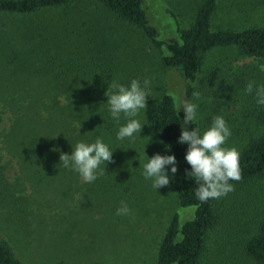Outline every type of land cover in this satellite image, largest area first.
Wrapping results in <instances>:
<instances>
[{"label":"rangeland","instance_id":"374dc122","mask_svg":"<svg viewBox=\"0 0 264 264\" xmlns=\"http://www.w3.org/2000/svg\"><path fill=\"white\" fill-rule=\"evenodd\" d=\"M202 3L203 0H143L149 24L156 28L157 39L164 42L162 47L99 0H73L63 7L26 15L0 14V79H5L3 67L14 58L16 68L35 69L38 74L48 71L46 77L60 75L66 82L74 81L76 87L68 86L71 91L62 92L60 98L64 103L69 96L74 99L80 113L74 123L76 133L80 136L85 131L86 143L99 137L114 151V162L101 165L105 171L94 182L85 183L76 173L74 185L79 188L70 192L61 183L48 187L46 177L39 172L38 190L34 191L33 181L20 177V163L8 151L7 145L10 148L14 138L10 132L11 112L0 107V237L12 245L24 264H155L159 243L173 218L177 215L183 225L195 217L196 206L178 202L171 166H167L171 177L168 187L155 189L152 181L143 176L147 156L170 155L158 131L147 122L148 109L165 93L173 96L176 105L195 103L196 121L203 130L204 125L209 128L212 123H208L209 117L218 116L216 108L211 110L215 102L211 94L222 90L221 85L235 84L238 94L249 81L264 85V73H239L259 62L252 58L235 60L234 47H216L206 53L200 81L191 83L199 98L187 97V80L179 69L163 66V56L170 53L165 43L180 40L181 29L190 27ZM216 13L213 29L264 26V8L256 0H221ZM217 67L224 72L220 81L211 85L212 71ZM132 79L142 85L145 79L151 81L148 111L141 110L136 117L144 125L140 136L121 141L116 138L121 123H106L103 130H98L108 110L101 117L98 108L101 103L100 107H108V84L115 80L127 86ZM223 96H227L226 89ZM248 97L256 102L255 92ZM243 101L239 107L248 103ZM235 109L238 107L231 106L230 113ZM219 116L231 131L241 128V113ZM233 138L236 139L229 137L224 146L232 148ZM37 176V172L29 175ZM122 201L129 207V215H116ZM248 205L254 209V204ZM234 230L229 229L227 238H233ZM228 249L219 231H214L207 264H223L219 260L221 256L226 258L223 251Z\"/></svg>","mask_w":264,"mask_h":264},{"label":"trees","instance_id":"16d2710c","mask_svg":"<svg viewBox=\"0 0 264 264\" xmlns=\"http://www.w3.org/2000/svg\"><path fill=\"white\" fill-rule=\"evenodd\" d=\"M72 1L0 0V14L26 15L42 9L63 7ZM99 1L122 20L143 29L157 46L164 45L163 41L157 39L156 28L149 24L143 0ZM220 1L203 0L194 22L190 27L181 29L180 40L171 39L165 43L170 53L163 56L162 64L164 67L177 68L182 72L187 80L188 98L196 92V87H192L191 83L200 81L206 53L216 47H234L235 60L252 58L259 62L239 73L247 76L264 73L259 69V65L264 64V26L254 24L242 30L213 29L215 26L212 28V19L217 14ZM257 1L260 7L264 8V0ZM9 61L13 62H7L3 67L6 74L2 77L5 79H0V107L6 112H11L10 132L14 138L10 142V148L8 145L7 148L20 163L22 173L20 177L32 180L34 191L38 190L39 172L46 177L48 187L54 183H61L62 186L65 185L66 191H76L79 188L74 185L77 181V176H74L76 172L59 164L60 153L70 155L72 148L82 141L78 138L79 134L76 133L77 128L74 125L80 116L75 109L74 99L69 96L68 102L64 103L60 98L62 92L71 91L72 88L68 86L76 87V84L74 81H64L60 75L46 77L48 71L38 74L35 69L16 68L14 64L17 62L14 58ZM21 65L25 64H19ZM222 72L224 70L221 67L212 71L211 85L220 81ZM220 87L222 90L211 94L215 98L211 110L216 108L218 116L241 113L242 118L239 124L241 128L234 127L237 131H231V136L236 137L233 138L235 142L232 148L239 153L241 179L230 181L234 191L219 199L199 201L195 195L198 185L193 178L185 176V169L191 170L184 158L187 145L178 143L184 114L180 112L177 118V105L173 96L162 94L148 109L149 111L147 110L148 124L158 131L168 153L175 155L178 162L173 184L179 204L196 206L195 217L183 225L179 224L177 215L173 218L159 243L155 264H207L211 257L209 243L212 233L216 230L230 247L223 251L227 254L226 258L221 256L219 262L264 264V106H258L257 102L253 103L245 88H241V94H238L239 90L234 88L235 84L232 87L230 85ZM223 88L227 91L226 97L223 96ZM244 99L248 103L239 107L238 104ZM100 106L98 109L102 117L108 107ZM231 106H237L238 109L230 113ZM104 120L99 131L104 129L106 123L109 126L114 125L108 110L107 118ZM212 120L213 117H209L208 123ZM120 123L121 125L126 123L124 117H121ZM188 127L189 130L192 127L199 129L201 133L207 128L204 125L202 130L196 120ZM80 136L87 142L85 131ZM33 172L38 173V178L29 177ZM20 182L22 185V180ZM250 203L254 204V211L249 208ZM229 229H235L232 239L226 235ZM0 264H24L12 245L1 237Z\"/></svg>","mask_w":264,"mask_h":264},{"label":"clouds","instance_id":"9594fccd","mask_svg":"<svg viewBox=\"0 0 264 264\" xmlns=\"http://www.w3.org/2000/svg\"><path fill=\"white\" fill-rule=\"evenodd\" d=\"M264 72V64L259 65ZM151 81L145 79L143 85L138 79H132L129 85H123L115 80L108 84L105 96L107 97L108 110L112 119L119 124L123 116L126 123L119 127L117 140H134L140 136L144 125L136 119L141 110L146 113L147 98L150 94ZM245 92H255L256 102L264 106V85L256 86L255 81H249ZM199 98V93L194 92ZM198 105L188 101L177 105V118L183 112L181 122V134L178 143L186 144L185 160L191 170L185 169L186 178H193L198 185L195 195L201 202L209 199H219L234 191L230 181L241 179L239 166V153L235 148H227L224 145L231 136V130L222 116H215L209 128L203 133L199 129L191 128L197 118ZM113 152L109 146L99 137L93 143L78 142L72 152H61L60 165L79 174L85 183L94 182L105 169L101 165L113 163ZM146 155V154H145ZM147 156V155H146ZM175 155L154 154L147 156V162L143 164V176L152 181V187L159 189L171 184L167 166H171V174L174 177L178 171ZM130 209L125 202L117 209L116 215H129Z\"/></svg>","mask_w":264,"mask_h":264}]
</instances>
